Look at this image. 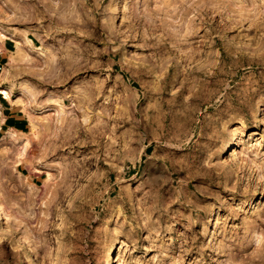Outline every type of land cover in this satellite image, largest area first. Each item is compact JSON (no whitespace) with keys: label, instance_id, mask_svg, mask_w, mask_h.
Here are the masks:
<instances>
[{"label":"rangeland","instance_id":"rangeland-1","mask_svg":"<svg viewBox=\"0 0 264 264\" xmlns=\"http://www.w3.org/2000/svg\"><path fill=\"white\" fill-rule=\"evenodd\" d=\"M229 1L0 0V27L46 50L4 64L38 96L9 98L34 143L20 177L0 131V264H103L113 244L115 264H261L264 68L212 61L264 58V0Z\"/></svg>","mask_w":264,"mask_h":264},{"label":"bare ground","instance_id":"bare-ground-1","mask_svg":"<svg viewBox=\"0 0 264 264\" xmlns=\"http://www.w3.org/2000/svg\"><path fill=\"white\" fill-rule=\"evenodd\" d=\"M231 1V0H230ZM229 1V2H230ZM32 18V17H31ZM203 19V18H202ZM194 20H195V18H194ZM205 20V19H204ZM204 20H201L200 21V23L198 22V24L199 25H202L203 24V22H205ZM216 22V21H215ZM215 22H212L213 24H215ZM220 22V21H219ZM217 23H218V21H217ZM217 23L215 24V28H213V30H216V31H219V32H222L224 35H226L227 33H228V31H227V29L229 28V25L227 24V23H221V24H223V25H221L220 24V26H218L217 25ZM218 27V28H217ZM1 28V27H0ZM222 28V29H221ZM198 29V28H197ZM194 32H192V35H191V37H194V34H193ZM221 33V34H222ZM0 36L1 37H4L5 36V33L3 32V31H1V29H0ZM197 36V35H196ZM204 36H206V35H204ZM198 37V36H197ZM201 37H202V35H201ZM208 37V36H207ZM211 37V36H210ZM202 40V39H201ZM210 40H211V38H210ZM213 41H215L216 42V40H213ZM214 42V43H215ZM44 45V44H43ZM29 48H30V50L32 51V52H34V53H36V56L37 57H39L40 59H45L46 60V50L44 49V47L42 46H38V47H34V46H29ZM46 48V47H45ZM19 51H20V49H18ZM232 53H234L233 51H232ZM14 57H15V55H14ZM19 56H16V58L15 59H17ZM229 58L228 59V61H226L225 59L226 58ZM12 58V57H11ZM10 58V59H11ZM14 60V59H13ZM12 62V61H11ZM16 62V61H15ZM211 62H209L208 64H210ZM212 63H213V72L214 73H217V74H219V73H221L222 71H225L224 70V68L225 67H227L228 68V70H227V74H228V76H229V78L230 79H235L238 75H239V73L240 72H242L243 70H245V71H247L249 74H252V75H256L259 71H261V70H259V68H264V58H262V56L261 55H259L257 52H256V50H253L252 51V53H251V55L249 56V57H247V58H245V56H244V54L242 53V52H236L235 54H232L231 55V52H230V54H228V55H223V54H220V55H216V58L212 61ZM259 70V71H258ZM263 70V69H262ZM5 73V72H4ZM259 74V73H258ZM216 75V74H215ZM229 79V80H230ZM258 79V78H257ZM253 80V79H252ZM228 81V80H227ZM254 81L255 82H257V80L256 79H254ZM228 83V82H227ZM250 83H251V81H250ZM204 84V83H203ZM252 84V83H251ZM250 84V85H251ZM227 85V84H226ZM254 85V84H253ZM253 85H252V87H253ZM259 85V84H258ZM22 86V85H21ZM21 91L22 92H24V90L21 88ZM0 92L1 93H4L5 94V96H7V97H10V94H11V88H9V87H0ZM28 99H30V97L28 98ZM32 100H30L29 102H31ZM34 101V100H33ZM58 102H60V101H58ZM52 104H50V103H48L47 102V104H45L44 105V107L46 106V108H47V111L49 110V109H51L49 106H51ZM53 106H54V110L53 111H55V117H56V121H55V123H57V125H58V122H61V120H63L62 118L64 117V115H65V110H64V105L62 104V103H55V104H53ZM29 111V110H28ZM52 113V112H51ZM30 114V113H29ZM48 116V115H47ZM51 117V116H50ZM30 118V117H29ZM33 118V117H32ZM49 118V117H48ZM86 118V117H85ZM84 118V119H85ZM47 119V117L45 118V120ZM50 119V118H49ZM53 119V118H52ZM51 119V120H52ZM55 119V118H54ZM83 119V120H84ZM2 120H3V117H2V115H1V110H0V124H1V122H2ZM44 120V121H45ZM30 121V120H29ZM32 121V120H31ZM30 121V123H31V125H33L36 121H35V119L33 120V121H35V122H31ZM50 123L52 122V121H49ZM54 123V122H53ZM52 124V123H51ZM61 124V123H60ZM34 125H35V127H34ZM33 125V127L34 128H36V124H34ZM52 126V125H51ZM50 125H49V123L46 121V123H44V127H45V129H46V131L47 130H50V127H51ZM32 127V126H31ZM30 127V128H31ZM43 127V128H44ZM52 128V127H51ZM33 129V128H32ZM32 129H31V131H32ZM53 129V128H52ZM35 130V129H34ZM32 132H34V131H32ZM22 134V133H21ZM5 139L7 140V141H10V142H12V143H14V145L16 144V143H18L19 145V148H17L16 150H17V152H16V154H14L15 156H14V158L12 159V162L10 163V170H12L11 172H13V173H15L16 174V176L17 177H20V173H19V171H16V166L17 165H19V164H22L23 162H25V160H24V158H26L25 157V155H26V147L28 146V144L30 143V136H28V135H24V134H22V135H18L17 133H16V131H14V130H10V131H7L6 133H5ZM233 143V139H230L228 142H227V146H229L230 144H232ZM16 146H17V144H16ZM25 165V164H24ZM31 165H33V164H31ZM30 165V166H31ZM28 166V165H27ZM33 166H31L30 168L31 169H33L32 168ZM35 168V167H34ZM36 170V169H35ZM37 170H38V168H37ZM22 178V177H21ZM26 178V177H25ZM25 180V179H24ZM26 182V181H25ZM24 182V183H25ZM29 187H31L32 185H31V183L29 184H27ZM28 187V188H29ZM6 210L4 209V206H3V201L0 199V221H2L3 219H4V212H5ZM29 243L27 242V245H28ZM26 245V244H25ZM33 246V245H32ZM31 245L30 246H28V248H29V250L32 252L31 254H33L35 257H36V251L34 250V248L32 247ZM115 249H116V245L115 244H113L112 246H110L108 249H107V251H106V253H105V255H104V263L103 264H115ZM230 255V254H229ZM261 264H264V260L261 262Z\"/></svg>","mask_w":264,"mask_h":264},{"label":"crops","instance_id":"crops-1","mask_svg":"<svg viewBox=\"0 0 264 264\" xmlns=\"http://www.w3.org/2000/svg\"><path fill=\"white\" fill-rule=\"evenodd\" d=\"M0 29L5 33L4 37L0 36V87L5 86L11 88L10 97H7L4 93L0 92V110L3 117V120L0 124V131L3 130L6 133L7 131L14 130L18 135L26 134L30 136L28 131L27 114L24 110H21V108L15 109L13 106L14 104H9V98L12 99V97H15L13 101L22 100L25 102L35 100V98L38 96L35 90V84L31 82L28 84L25 82V80L19 81L18 78H15V75L13 76V74H11L8 66H5L4 64L9 61V55L18 51V49L22 50L27 48L30 51L29 46L32 45L34 47H38V45L36 39L31 36L30 33H26L25 30L20 27L11 26V28H8L7 30L1 27ZM18 72H21V70H18ZM21 88L24 90V92L21 91ZM29 97L30 99H28ZM31 141L32 139L30 138V143ZM30 143L26 147V158H24L25 162L20 165H29L30 162L35 163V158L32 155L31 149L34 146V143L31 145ZM16 144L19 145L18 143ZM14 156L15 155L13 154L11 160L14 158Z\"/></svg>","mask_w":264,"mask_h":264}]
</instances>
